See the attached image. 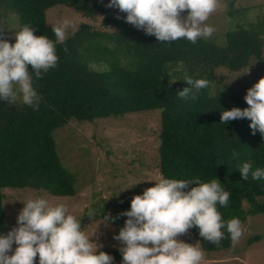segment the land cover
<instances>
[{
	"label": "trees",
	"instance_id": "1",
	"mask_svg": "<svg viewBox=\"0 0 264 264\" xmlns=\"http://www.w3.org/2000/svg\"><path fill=\"white\" fill-rule=\"evenodd\" d=\"M234 1L229 0L231 17L242 13L234 10ZM55 6L103 16L104 22L114 23L117 30L103 31L82 22L63 44H56L57 66L42 73L40 79L32 73L33 86L41 97L38 110L22 101L12 105L0 101V235L7 234L5 189L33 188L56 196L77 193L74 172L63 163L57 149L54 133L58 128L70 121L92 122L153 109L162 112L159 167L163 178L219 179L230 193L227 207L217 204L225 222L239 218L243 224L248 216L264 213V200H260L264 198V179L253 180L249 175L246 181L238 170L249 160L253 170L264 168V136L259 131L253 135L251 121L246 118L220 123L222 111L248 105L216 73L219 67L241 70L254 57L264 63V21L238 22L224 34L223 44L200 38L195 44L180 39L169 45L112 17L99 1L0 0V20L14 16L16 32L30 24L36 28L35 35L55 41L47 18ZM185 73L211 82L196 100L177 96L189 87ZM173 80L176 82L171 83ZM233 149L238 158H233ZM131 200L121 202L123 212L130 210ZM222 231L226 238L217 247L200 237L198 228L189 230L207 251L232 246L226 228Z\"/></svg>",
	"mask_w": 264,
	"mask_h": 264
},
{
	"label": "clouds",
	"instance_id": "2",
	"mask_svg": "<svg viewBox=\"0 0 264 264\" xmlns=\"http://www.w3.org/2000/svg\"><path fill=\"white\" fill-rule=\"evenodd\" d=\"M218 5L219 0H110L107 7L126 13L127 23L170 45L180 39L195 44L200 38L211 37L215 28L206 21ZM75 27L70 19L53 25L54 41L47 35H35L36 28L24 24L15 33V44L5 39L0 29V101L12 105L19 100L38 110L41 97L33 86L32 73L40 79L42 73L57 66L56 44H63L67 30ZM64 50L67 52V47ZM184 82L189 87L178 91L177 96L185 100H196L201 90L211 84L208 79H193L187 73ZM244 99L248 107L222 111L220 123L246 118L251 121L252 134L259 131L264 136V77L247 90ZM232 156L238 158L239 153L233 149ZM238 170L246 181L249 175L253 180L264 179V168L253 170L251 160L239 165ZM229 197L219 179L202 182L199 177L160 178L142 195L132 198L130 210L119 214L127 217L113 237L120 243L121 264H201L204 252L198 243L178 238L190 235L194 227L199 229L200 237L217 247L226 238L222 231L226 228L235 247L245 231L244 225L239 218L225 222L217 209V204L227 207ZM24 205L17 226L0 235V264H36L37 255L39 264H114L115 258L82 230L81 220L70 213L65 203L51 204L45 198H34ZM95 214V209H90L87 216L92 219ZM119 216L108 213L103 221L108 225Z\"/></svg>",
	"mask_w": 264,
	"mask_h": 264
},
{
	"label": "rangeland",
	"instance_id": "3",
	"mask_svg": "<svg viewBox=\"0 0 264 264\" xmlns=\"http://www.w3.org/2000/svg\"><path fill=\"white\" fill-rule=\"evenodd\" d=\"M97 1L106 7L110 2L90 0V3ZM107 9L112 17L119 16L127 23L126 13L117 8ZM229 9V0H219L216 11L206 21L215 28L209 38L221 44L225 41L224 34L234 30L238 22L250 25L264 21V0H235L234 10L242 11L236 17L229 15ZM183 15L186 17L187 12ZM47 18L52 26L64 19L74 21L76 27L69 28L67 36L82 22H88L95 29L103 31L117 30L114 23L106 24L103 16H86L68 6L51 8ZM6 19L0 20V29H3L5 39L15 44L18 22L14 16ZM216 73L222 77L223 83L231 84L244 98L247 90L264 77V63L254 57L241 70L219 67ZM161 114L160 109L145 110L92 122L70 121L58 128L54 133L57 149L63 163L74 172L77 193L73 196H56L33 188L5 189L3 204L7 232L17 226L18 214L27 200L45 198L51 204L62 202L69 207L71 214L81 220L82 230L103 246L101 250L109 251L115 258L114 264H121L123 257L119 256L120 243L113 238L127 220L126 216H119L123 213L120 204L135 195H142L145 189L153 187L156 181L163 178L159 167ZM90 209H95L96 213L92 219L87 216ZM108 213L119 218L106 225L103 218ZM243 225L245 231L239 242L227 249L207 251L191 233L178 238L193 245L198 243L204 252L201 264H264V213L248 216ZM36 264H39L38 255Z\"/></svg>",
	"mask_w": 264,
	"mask_h": 264
}]
</instances>
